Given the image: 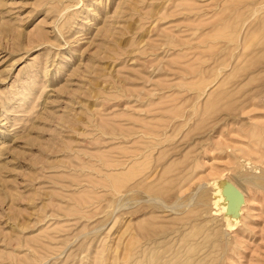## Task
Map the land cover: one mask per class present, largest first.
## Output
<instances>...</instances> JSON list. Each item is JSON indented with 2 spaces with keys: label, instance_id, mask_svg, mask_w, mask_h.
I'll return each instance as SVG.
<instances>
[{
  "label": "rangeland",
  "instance_id": "1",
  "mask_svg": "<svg viewBox=\"0 0 264 264\" xmlns=\"http://www.w3.org/2000/svg\"><path fill=\"white\" fill-rule=\"evenodd\" d=\"M263 48L264 0H0V264H264Z\"/></svg>",
  "mask_w": 264,
  "mask_h": 264
},
{
  "label": "bare ground",
  "instance_id": "2",
  "mask_svg": "<svg viewBox=\"0 0 264 264\" xmlns=\"http://www.w3.org/2000/svg\"><path fill=\"white\" fill-rule=\"evenodd\" d=\"M242 4H243V3H242ZM254 5H255V4H254ZM236 6H237V5H236ZM249 6H251V5H249ZM232 8H233V7H232ZM245 8H246V6H245ZM238 9H239V8H238ZM242 9H243V8H242ZM234 19H235V18H234ZM233 24H234V23H233ZM244 30H245V29H244ZM243 45H244V44H243ZM263 49H264V48H263ZM261 50H262V49H261ZM261 50H260V51H261ZM263 56H264V55H263ZM259 58H260V57H259ZM259 61H261V60H259ZM262 62H263V60H262ZM253 69H254V68H253ZM263 69H264V68H263ZM261 76H262V75H261ZM263 82H264V81H263ZM263 86H264V85H263ZM261 87H262V86H261ZM263 88H264V87H263ZM251 177H252V176H251ZM253 179H254V178H253ZM223 193H224V194H225V193H229V191L226 190L225 188H223ZM158 198H159V197H158ZM158 198H157V199H158ZM160 199H161V198H160ZM226 199H229V196H228ZM157 201H158V200H157ZM158 202H159V201H158ZM158 204H159V203H158ZM161 204H162V206H161ZM228 204H229V203H228ZM160 206H161V207H164V206H165L166 208L170 209L171 211L176 212L177 214H178V212H179V211H177L175 204H171V205H168V204H167V205H166L165 202H164V203L161 202V203H160ZM178 207H179V206H178ZM215 207H216V206H215ZM234 207H235V206H234ZM236 207L238 208L237 205H236ZM223 209H224V208H223ZM178 210H179V209H178ZM228 210H230V208H229ZM235 210H236V208L234 209V211H235ZM230 211H231V210H230ZM168 212H169V211H168ZM223 212H224V211H223ZM179 213H181V212H179ZM184 213H185V212H184ZM210 213H211V212H210ZM220 215H221V214H220ZM189 216H190V215H189ZM213 216H214V215H213ZM218 217H219V215H218ZM174 219H175V218H174ZM213 219H215V218H213ZM222 219H223V218H222ZM211 220H212V219H211ZM218 220H219V219H218ZM230 220H231V219H230ZM221 221H222V220H221ZM223 221H224V219H223ZM211 222H212V221H211ZM225 222H226V220H225ZM229 223H230V222H229ZM193 225H194V224H193ZM225 227H226V226H225ZM143 228H144V227H143ZM141 229H142V228H141ZM148 232H150V231H148ZM152 232H153V231H152ZM171 232H172V231H171ZM171 232H170V233H171ZM225 232H226V231H225ZM168 233H169V232H168ZM172 233H173V232H172ZM185 233H186V232H185ZM139 234H140V233H138V235H139ZM138 235H137V236H138ZM141 235H142V234H141ZM146 235H149V234H146ZM150 235H151V234H150ZM139 236H140V235H139ZM142 236H143V235H142ZM167 236H168V235H167ZM169 236H170V234H169ZM143 237H144V236H143ZM151 237H152V235H151V236H148L147 239H149V241H150ZM170 237H171V236H170ZM168 238H169V237H168ZM176 238H177V237H176ZM139 239H140V238H139ZM153 239H155V237H154ZM165 239H166V238H165ZM192 239H193V238H192ZM196 239H197V238H196ZM153 241H154V240H153ZM164 242H165V241H164ZM151 243H152V242H151ZM134 244H135V243H134ZM143 244H144V243H143ZM152 244H153V246L156 245V243H152ZM166 244H167V243H166ZM193 244H195V243H193ZM141 245H142V244H141ZM167 245H168V244H167ZM188 245H192V244H188ZM195 245H196V244H195ZM139 246H140V245H139ZM147 246H149V245H147ZM150 246H151V244H150ZM150 246H149V247H150ZM165 246H166V245H165ZM151 247H152V246H151ZM161 247H162V246H161ZM187 247H192V246H187ZM141 248H142V247H141ZM141 248H140V249H141ZM192 248H193V247H192ZM152 249H154V247H153ZM184 249H185V248H184ZM186 249H187V248H186ZM190 249H191V248H190ZM136 250H137V249H136ZM164 250H165V249H164ZM170 250H171V249H170ZM187 250H188V249H187ZM187 250H186V253L188 252ZM145 251H146V254H144V255H143V253L141 254V251H140V250H138V252L136 251V252H137L136 254L134 253V254L136 255V257H138L136 261H138L139 259H141L142 256H144V259H143V260L145 261V259H146L145 255H147V249H145ZM148 251H149V250H148ZM150 251H151V250H150ZM150 251H149V252H150ZM175 251H176V250H175ZM175 251H174L173 254H175ZM177 251H178V250H177ZM189 251H191V250H189ZM142 252H144V250H142ZM130 253H131V252H130ZM159 253H160V252H159ZM162 253H163V252H162ZM167 253H168V252H167ZM211 253H212V252H211ZM220 253H221V252H220ZM148 254H149V253H148ZM169 254H170V253H169ZM182 254H183V253H182ZM208 254H209V253H208ZM165 255H166V254H165ZM179 255H181V253H180ZM148 256H149V258H150V255H148ZM148 256H147V259H148ZM156 256H157V255H156ZM162 256H163V255H162ZM162 256H161V257H162ZM171 256H172V255H171ZM189 256H190V255H189ZM140 257H141V258H140ZM151 257H152V256H151ZM153 257L155 258V260L158 261V258L156 259L155 256H153ZM164 257H166V256H164ZM168 257H170V256H168ZM174 257H176V256H174ZM205 257H206V256H205ZM176 258H177V257H176ZM176 258H173L172 260H178V261H179V259H178L179 257H178L177 259H176ZM189 258H190V257H189ZM160 259H161V258H160ZM160 259H159V261H160ZM162 259H163V258H162ZM164 259H166V258H164ZM167 259H168V258H167ZM215 259H216V258H215ZM153 260H154V259L152 258V262H153ZM172 260L170 261V263L173 262V264H175L174 261H172ZM199 260H200V259H199ZM150 261H151V260H149V262H150ZM159 261H158V263H159ZM164 261H165V260H164ZM186 261L188 262V260H186ZM207 261H208V260H207ZM152 262H151V264H154V263H152ZM183 262H185V260H184ZM209 262H210V261H209ZM123 263H124V262H123ZM142 263H143V262H142ZM146 263H148V262H146ZM176 263H177V261H176ZM180 263H181V262H180ZM180 263H178V264H180ZM195 263H196V262H195ZM195 263H194V264H195ZM197 263H198V262H197ZM207 263H208V262H207ZM135 264H136V263H135ZM138 264H139V263H138ZM165 264H166V263H165ZM181 264H182V263H181ZM183 264H185V263H183Z\"/></svg>",
  "mask_w": 264,
  "mask_h": 264
}]
</instances>
